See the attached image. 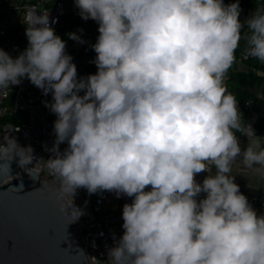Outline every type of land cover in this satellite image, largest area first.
<instances>
[{
    "label": "clouds",
    "instance_id": "1",
    "mask_svg": "<svg viewBox=\"0 0 264 264\" xmlns=\"http://www.w3.org/2000/svg\"><path fill=\"white\" fill-rule=\"evenodd\" d=\"M75 4L82 20L98 24L97 71L78 78L51 27L57 21L50 23L49 10L29 8L21 18L25 50L13 58L0 49V96L25 78L51 93L44 104L57 117L55 141L43 161L72 221L84 214L74 203L77 189L131 198L122 207V236L97 264H264V214L231 174L242 157L264 181V137L242 123L224 83L245 28L246 56L264 64V8L241 21L239 0ZM13 131L19 129L9 125L0 135V161L18 157L24 168L34 150ZM237 132L248 138L243 151Z\"/></svg>",
    "mask_w": 264,
    "mask_h": 264
},
{
    "label": "built area",
    "instance_id": "2",
    "mask_svg": "<svg viewBox=\"0 0 264 264\" xmlns=\"http://www.w3.org/2000/svg\"><path fill=\"white\" fill-rule=\"evenodd\" d=\"M70 1L0 0V12L5 15V20L0 24V49L6 51L13 58L25 50L28 40L25 35L26 25L22 23L21 18L26 15L29 8H35L37 11L49 10L50 23L51 20L57 21L51 24L55 30ZM68 33H77L85 43L81 44L69 39ZM98 35V24L95 21L91 19L84 21L78 18L77 26L65 30L60 37L66 42V53L72 56V62L77 65L83 62L80 52L91 47L96 42ZM246 37L244 40L246 48L234 63V65L240 64L241 67L238 68L240 70H245L243 64L252 58L246 56L248 47ZM227 77L228 73L225 80ZM257 96L256 100L246 99L241 102L236 99L242 113V123L251 125L257 136L264 137V96L262 92ZM51 100V93L44 95L42 90L32 85L26 78L19 85L12 86L8 96H0V135L6 131L9 125L18 128L19 131H13L11 134L15 136L21 146L30 145L34 150L35 159L27 167L40 172L58 189L56 179L52 175L44 174L46 168L43 160L46 161L53 155L46 149H50L55 141L53 124L57 117L44 104L45 101L51 102ZM236 134L240 146L246 148L248 138L240 132ZM261 143L264 146V141ZM66 147V142L59 145L61 152ZM206 175L207 173L203 172L198 174L197 182H202ZM245 196L258 215L264 214V188L255 194H245ZM74 203L84 212L79 220L75 221V224L89 264H97V260L106 261L108 249L115 243L113 237L115 236L118 240L123 234L122 207L125 203H131V198L127 196L117 198L114 192L107 191L90 195L86 189L80 188L74 195Z\"/></svg>",
    "mask_w": 264,
    "mask_h": 264
},
{
    "label": "water",
    "instance_id": "3",
    "mask_svg": "<svg viewBox=\"0 0 264 264\" xmlns=\"http://www.w3.org/2000/svg\"><path fill=\"white\" fill-rule=\"evenodd\" d=\"M263 87L247 83L243 90L257 95ZM17 161H0V264H89L57 187Z\"/></svg>",
    "mask_w": 264,
    "mask_h": 264
},
{
    "label": "trees",
    "instance_id": "4",
    "mask_svg": "<svg viewBox=\"0 0 264 264\" xmlns=\"http://www.w3.org/2000/svg\"><path fill=\"white\" fill-rule=\"evenodd\" d=\"M234 2V0H224L225 4ZM240 7L242 9L240 13V20L244 21L252 12L257 9L264 8V0H239ZM78 8L76 7L75 0H71L66 8L65 13L61 16L55 33L61 36L67 29H71L77 26V20L80 18L78 15ZM248 35V31L245 28L242 32V38L240 45L236 50V59L239 57L240 53L245 50L244 40ZM95 44V43H94ZM80 55L83 58V62L76 65L78 78L86 77L89 74H94L97 71V67L94 63L96 59V53L92 49V46L82 50ZM247 70L240 69H230L228 71V77L225 80L226 88L230 93H232L239 101H244L246 99L256 100L257 95H251L247 91L243 90V87L250 83L253 85L255 82L263 83L264 86V75H258V73H264V64H262L256 58H250L245 62ZM264 88V87H263ZM264 96V89L262 91Z\"/></svg>",
    "mask_w": 264,
    "mask_h": 264
},
{
    "label": "crops",
    "instance_id": "5",
    "mask_svg": "<svg viewBox=\"0 0 264 264\" xmlns=\"http://www.w3.org/2000/svg\"><path fill=\"white\" fill-rule=\"evenodd\" d=\"M5 20L4 13L0 12V24ZM240 64H235V69L240 68ZM242 151L245 149L240 146ZM242 157L237 158L234 170L231 173L235 177V182L240 186V191L245 194H255L264 188V181L259 180L258 177L252 172V170L244 168L242 163H239ZM213 174H215V168H213ZM206 194L201 193L197 200L204 198Z\"/></svg>",
    "mask_w": 264,
    "mask_h": 264
},
{
    "label": "rangeland",
    "instance_id": "6",
    "mask_svg": "<svg viewBox=\"0 0 264 264\" xmlns=\"http://www.w3.org/2000/svg\"><path fill=\"white\" fill-rule=\"evenodd\" d=\"M243 67H244L245 70H247V66L245 64H243ZM232 68H235L234 64H233V66L230 69H232ZM44 174H46L47 176H50V173H49V171L47 169H45ZM54 179H56V178L54 177ZM56 182H57V186L59 187V181L57 179H56Z\"/></svg>",
    "mask_w": 264,
    "mask_h": 264
}]
</instances>
